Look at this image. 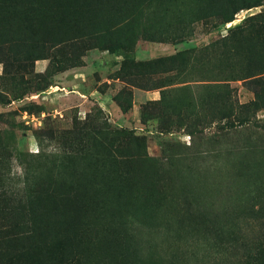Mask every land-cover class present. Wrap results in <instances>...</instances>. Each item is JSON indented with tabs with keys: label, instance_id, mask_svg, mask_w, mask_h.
Masks as SVG:
<instances>
[{
	"label": "rangeland",
	"instance_id": "rangeland-1",
	"mask_svg": "<svg viewBox=\"0 0 264 264\" xmlns=\"http://www.w3.org/2000/svg\"><path fill=\"white\" fill-rule=\"evenodd\" d=\"M0 102V264H264V0H0Z\"/></svg>",
	"mask_w": 264,
	"mask_h": 264
},
{
	"label": "trees",
	"instance_id": "trees-1",
	"mask_svg": "<svg viewBox=\"0 0 264 264\" xmlns=\"http://www.w3.org/2000/svg\"><path fill=\"white\" fill-rule=\"evenodd\" d=\"M234 21V19H231V20H229V22H233ZM177 58V57H176ZM175 58V59H176ZM3 105H5V103L4 102H0V106H3Z\"/></svg>",
	"mask_w": 264,
	"mask_h": 264
},
{
	"label": "crops",
	"instance_id": "crops-1",
	"mask_svg": "<svg viewBox=\"0 0 264 264\" xmlns=\"http://www.w3.org/2000/svg\"><path fill=\"white\" fill-rule=\"evenodd\" d=\"M149 95H150V97L152 98L151 94H149Z\"/></svg>",
	"mask_w": 264,
	"mask_h": 264
}]
</instances>
